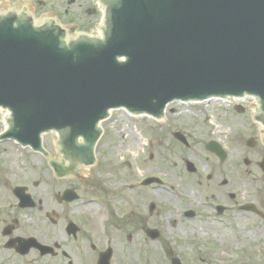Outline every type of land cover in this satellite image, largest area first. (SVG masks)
I'll list each match as a JSON object with an SVG mask.
<instances>
[{
	"label": "flooded vegetation",
	"instance_id": "af4514ba",
	"mask_svg": "<svg viewBox=\"0 0 264 264\" xmlns=\"http://www.w3.org/2000/svg\"><path fill=\"white\" fill-rule=\"evenodd\" d=\"M24 10L73 32L92 28L99 13L95 0H0V14ZM209 105L192 115L171 104L150 120L178 161L193 150L201 157L186 156L176 177L150 184L116 174L114 193L101 152L61 176L68 170L54 134L33 150L1 137L0 118V264H151L155 248L163 264H264V133L247 104ZM155 190L163 201H149ZM124 231L131 263L117 253Z\"/></svg>",
	"mask_w": 264,
	"mask_h": 264
},
{
	"label": "water",
	"instance_id": "95a60500",
	"mask_svg": "<svg viewBox=\"0 0 264 264\" xmlns=\"http://www.w3.org/2000/svg\"><path fill=\"white\" fill-rule=\"evenodd\" d=\"M100 1L102 40L65 43L55 25L0 17L10 137L39 144L41 132L57 130L65 156L81 162L110 107L157 117L170 101L244 93L257 96L264 125V0Z\"/></svg>",
	"mask_w": 264,
	"mask_h": 264
},
{
	"label": "rangeland",
	"instance_id": "374dc122",
	"mask_svg": "<svg viewBox=\"0 0 264 264\" xmlns=\"http://www.w3.org/2000/svg\"><path fill=\"white\" fill-rule=\"evenodd\" d=\"M247 105L250 106V103L247 102ZM175 107L181 109L183 113H191L195 108L200 111H208L213 108L212 105L201 107L200 104L177 105ZM113 118H117V121H111ZM209 124L213 127L212 119ZM104 129L105 132L98 143L97 152H101L100 157L104 152V160H108L104 162L103 158L98 157L106 168L104 176L109 180L107 187L111 188V193H114L116 189L114 186L120 185L119 183L111 184V180L116 174L126 180L131 171L139 178L154 175L162 179H169L176 177L181 171V161L185 160L186 156L187 160L194 161L196 157H201L202 154L200 150L183 152V159L178 161L177 154H179V150L168 151L165 149L164 144L159 145V140L164 139V131L154 129L152 122L145 117L132 118L120 111H115L112 117L104 124ZM139 137L141 140L138 142L137 139ZM44 140L47 145H51V134L45 135ZM150 141L152 144L149 146L148 143ZM6 144L14 145L13 143ZM22 151L24 154L29 155L27 151ZM188 154H191L190 157H188ZM127 162L128 164L126 165ZM174 162L178 163L177 166L174 165ZM126 180L123 181L125 182ZM159 192L161 195H159ZM163 199V193L160 190H155V192H152L149 201L159 203ZM125 233L126 231L123 234V246L117 250V253L123 258L125 263H131L133 262V247L126 243ZM154 251L155 255L150 260L151 264H163L164 249L155 248Z\"/></svg>",
	"mask_w": 264,
	"mask_h": 264
},
{
	"label": "bare ground",
	"instance_id": "6f19581e",
	"mask_svg": "<svg viewBox=\"0 0 264 264\" xmlns=\"http://www.w3.org/2000/svg\"><path fill=\"white\" fill-rule=\"evenodd\" d=\"M241 100H242V99H241ZM140 140H141V138L139 137V138L137 139V141L139 142ZM137 141H136V142H137Z\"/></svg>",
	"mask_w": 264,
	"mask_h": 264
}]
</instances>
